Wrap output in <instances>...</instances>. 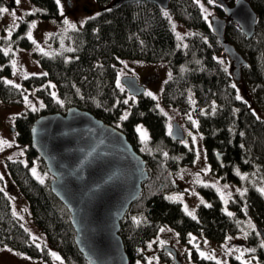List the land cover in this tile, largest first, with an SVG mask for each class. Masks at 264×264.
Segmentation results:
<instances>
[{
    "label": "trees",
    "instance_id": "1",
    "mask_svg": "<svg viewBox=\"0 0 264 264\" xmlns=\"http://www.w3.org/2000/svg\"><path fill=\"white\" fill-rule=\"evenodd\" d=\"M30 1L37 10L19 21L8 39L0 38V100L15 104L24 96L36 95L44 106L38 112L28 111L15 118L17 138L27 145V161L9 160L7 167L11 180L28 200L35 225L45 233L51 247L60 252L65 264L88 262L74 243L67 209L52 194L48 182L41 183L31 174L33 160H38L43 169L45 166L29 143L30 127L37 116L64 113L71 106L120 129L146 162L148 178L142 184L140 196L120 222L119 235L129 264H135L140 258L139 249L162 226L177 231L182 241H188L191 233L223 241L238 232V220L247 211L254 217L257 230L264 231V194L260 187L264 185V0H248L257 13L252 38H245L232 21L225 28V40L246 61L240 67V81L249 91L251 105L236 99L238 82L233 79L232 70L227 69V56L197 0H169L167 9L144 1L112 8L113 0H95L98 13L88 18L79 30L68 34L71 50L38 54L42 73L24 78L19 87L9 84L2 76L12 74L11 53L3 49V44L31 48L28 20L59 18L55 0ZM225 1L231 4L234 0ZM4 5L5 1L0 0V8ZM216 9L223 14L219 7ZM170 17L191 32L184 47L178 44ZM119 59L167 63L171 75L162 90V103L182 112L194 106L203 110L199 113V129L212 172L223 181L246 188L243 194H234L228 201L231 215L223 210L222 200L211 187L201 188L208 204L198 206L195 219L185 214L180 203L167 198L175 190L176 173L193 163L194 152L170 136L166 119L156 109L152 97L142 94L134 102L127 98L130 96L127 90L117 83ZM129 106L127 119H122L123 111ZM255 109L263 114L262 118L255 114ZM139 124L147 129L146 140L136 131ZM216 153L220 154V162ZM237 171L246 177H240ZM248 241L257 245L258 236L251 234ZM0 247L44 261L50 258L48 248L38 247L13 215L3 190L0 191ZM257 253L260 264H264V251L259 249ZM160 258L172 262L164 252ZM192 260L193 264H217L194 253Z\"/></svg>",
    "mask_w": 264,
    "mask_h": 264
},
{
    "label": "rangeland",
    "instance_id": "2",
    "mask_svg": "<svg viewBox=\"0 0 264 264\" xmlns=\"http://www.w3.org/2000/svg\"><path fill=\"white\" fill-rule=\"evenodd\" d=\"M4 1L5 5L3 8L9 9V11L1 13L0 38L8 39L17 23L27 19V15L35 12L37 8L30 0H20L19 4L16 3V0ZM197 1L210 27L211 18L224 17V14H219L217 11L216 4L218 5V3L216 1L214 3H209L208 0ZM61 6L63 7V14H61ZM58 8V19L43 20L34 18L33 20H28V32L31 31L32 33L31 48H13L8 46L9 44L6 42L3 44V49L11 53L12 62V74L10 76H2L6 82L11 81L12 85L20 86L24 78L30 75H40L42 68L37 55H53L54 53H61L63 50L66 52L71 50L73 46L68 34L79 30L88 18L96 15L99 11L95 0H61V5ZM13 11L15 16L12 15ZM65 20L68 21L67 24L64 23ZM170 20L179 46L184 47L185 39L191 33L190 30L176 19L170 17ZM33 23L36 25L35 28L30 27ZM228 24L229 21L227 20L226 28ZM72 25H75V27ZM33 40L35 43H33ZM225 60L227 61V69L231 71L233 69L231 61L228 58H225ZM117 66V83L125 88L121 84V78L125 76L136 77L145 88V96H149L146 95L148 92L152 93L150 97L155 101L156 109L166 119L167 131L170 133L173 123L179 124L184 134L182 143L194 152L193 163L181 167L176 173L174 177L175 190L169 192L167 198L180 203L182 210L187 216L192 217L188 214V212H192L196 218L198 206L208 204V201L201 193V188L211 187L222 200L223 210L228 214H232L227 207L228 201L234 194H243L246 188L243 185L237 186L223 181L212 172L203 146L202 132L199 129V113H202L203 110L194 106L188 112H182L178 108L167 107L162 103V90L171 75V69L168 64L119 59ZM236 90L237 95L251 105L249 91L243 82L236 83ZM30 93L32 94L33 91H30ZM25 97H27V102ZM127 98H130L131 102L136 100V97L132 95ZM190 99L194 102L193 97ZM41 103L42 100L36 95L24 96L23 100L15 104L4 103L0 100V140L8 142L0 146V175L3 176L1 188L10 200L13 215L20 221L38 247L48 248L50 258L44 261L8 247H0V264H65L60 252L51 247L45 233L35 225L28 200L11 180L7 167L9 160H20L23 163L27 161L25 152L27 145L20 143L17 138L15 118L28 111H40L42 108ZM129 109L130 106L125 108L122 117L128 115ZM254 112L257 116L263 117L260 111L255 109ZM189 116H191V119H189ZM193 121L196 122V125L193 124ZM138 127L147 133L148 138L146 127L143 124H139L136 127V131ZM137 133L142 138L141 132L137 131ZM189 133H192V135H189ZM193 136H195V142L193 141ZM33 168L36 169V175L32 173ZM30 170L31 174L39 182L41 179L48 183L51 180V176L45 168L41 167L38 160H33ZM237 173L242 178L246 177L243 173L238 171ZM260 187L264 189V185ZM185 208H187V211H185ZM243 215L241 220H238V232L227 236L223 241L211 240L198 233H191L188 235V241H182L177 231L169 226H162L157 235L139 249L140 258L135 261V264H174L172 255L164 252L163 248L165 246H170L176 251L177 260L180 264H193V253L199 258L210 260L217 264H260L261 260L257 252L259 249L264 251V247H262L264 241L259 235L252 214L244 211ZM251 234L252 236H258V246L249 244L248 237ZM253 249L254 251H252ZM162 252L171 257V263L165 262L160 258ZM57 256L60 259H57Z\"/></svg>",
    "mask_w": 264,
    "mask_h": 264
},
{
    "label": "water",
    "instance_id": "3",
    "mask_svg": "<svg viewBox=\"0 0 264 264\" xmlns=\"http://www.w3.org/2000/svg\"><path fill=\"white\" fill-rule=\"evenodd\" d=\"M142 1L162 9L169 5V0H113L111 7ZM215 1L224 17L212 18L211 30L233 65V79L239 82L240 67L246 61L234 45L225 41L226 19L250 39L255 33L257 13L248 0H234L232 4ZM121 84L135 97L145 91L134 76L122 77ZM170 136L183 141L179 124H172ZM29 146L51 176L50 191L67 209L74 243L88 264H129L119 235L120 222L140 196L148 171L144 158L125 134L92 113L71 106L64 113L37 116L30 127ZM219 155L215 157L220 162ZM259 234L264 241L262 229ZM163 249L172 255L175 264H180L172 247Z\"/></svg>",
    "mask_w": 264,
    "mask_h": 264
},
{
    "label": "snow or ice",
    "instance_id": "4",
    "mask_svg": "<svg viewBox=\"0 0 264 264\" xmlns=\"http://www.w3.org/2000/svg\"><path fill=\"white\" fill-rule=\"evenodd\" d=\"M55 2H56V4L58 6L61 5V0H55ZM208 2L209 3H214L215 0H208ZM16 3L19 4L20 3V0H16ZM8 11H9V9H7V8H0V13H7ZM61 14H63V7L62 6H61ZM12 15L15 16V12L14 11L12 12ZM165 15H167V13H165ZM64 23L67 24L68 21L65 20ZM72 26L75 27V25H72ZM30 27L31 28H35L36 27L35 23L31 24ZM27 37H28L29 40H32V33H31V31L28 32ZM33 43H35L34 40H33ZM5 54H7V53H5ZM43 75H47V74L44 73ZM7 83L11 84L12 82L11 81H7ZM17 87H19V86L17 85ZM52 87H54V85ZM233 87H235V85H233ZM53 95H55V94L53 93ZM146 95L151 96L152 93L151 92H148V93H146ZM236 99L237 100L241 99V96L237 95ZM25 101L27 102V97H25ZM124 103L127 104L128 101L125 100ZM43 106L44 105L41 103V107H43ZM33 110H35V108H33ZM122 119H127V115L123 116ZM189 119H191V116H189ZM193 124L196 125V122L193 121ZM137 131L138 132H141L142 139H146L147 138V133L146 132H143V130L141 128L138 127L137 128ZM189 135H192V133H189ZM193 141L195 142V136H193ZM7 143H8L7 141L0 140V146L5 145ZM165 155H167V154H165ZM32 173H33V175H36V169L35 168L32 169ZM0 179H3V176L2 175H0ZM40 182L43 183L44 181L41 179ZM0 191H2V189H0ZM261 191L264 192V189H262ZM185 211H187V208H185ZM188 214L191 215L193 217V219H195V215L192 212H188ZM262 247H264V245H262ZM252 251H254V249ZM53 255H55V253H53ZM201 255H203V253H201ZM56 258L57 259H60L58 256Z\"/></svg>",
    "mask_w": 264,
    "mask_h": 264
},
{
    "label": "flooded vegetation",
    "instance_id": "5",
    "mask_svg": "<svg viewBox=\"0 0 264 264\" xmlns=\"http://www.w3.org/2000/svg\"><path fill=\"white\" fill-rule=\"evenodd\" d=\"M234 2V1H233ZM70 4V3H69ZM219 4V3H218ZM232 4V3H231ZM219 7V5L216 4V8ZM220 8V7H219ZM220 14V13H219ZM224 14V13H223ZM138 83L141 85V83L138 81ZM143 86V85H142Z\"/></svg>",
    "mask_w": 264,
    "mask_h": 264
}]
</instances>
